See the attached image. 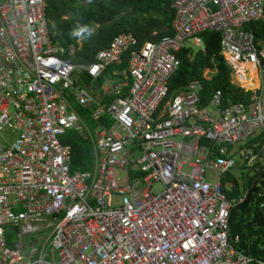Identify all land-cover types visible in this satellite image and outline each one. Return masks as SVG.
<instances>
[{"label": "built area", "instance_id": "obj_1", "mask_svg": "<svg viewBox=\"0 0 264 264\" xmlns=\"http://www.w3.org/2000/svg\"><path fill=\"white\" fill-rule=\"evenodd\" d=\"M46 1L0 0V264H264L229 234L252 189L235 169L257 177L264 218V39L247 28L264 0H175L173 34H120L92 65L63 58L76 48L55 41ZM204 31L221 34L249 103L218 90L203 105L200 81L170 95L178 53L205 51ZM70 131L91 143L92 171L72 173Z\"/></svg>", "mask_w": 264, "mask_h": 264}, {"label": "trees", "instance_id": "obj_2", "mask_svg": "<svg viewBox=\"0 0 264 264\" xmlns=\"http://www.w3.org/2000/svg\"><path fill=\"white\" fill-rule=\"evenodd\" d=\"M174 1L47 0L45 12L50 28L57 31L55 41L66 48H76L72 56L64 55L63 58L75 65H92L98 53L120 34L132 33L140 43L173 34ZM80 28L89 31L80 37L74 36L73 33ZM247 28L264 39V20L253 21L247 24ZM201 35L205 51L196 48L195 52L194 47H183L178 53L180 65L169 81L170 95L192 81H200L203 105L208 104L218 90L223 91L226 105L230 102L249 103L253 93L233 83L232 68L221 53V34L204 31ZM62 142L72 148V173L93 168L92 145L80 133L70 131Z\"/></svg>", "mask_w": 264, "mask_h": 264}, {"label": "water", "instance_id": "obj_3", "mask_svg": "<svg viewBox=\"0 0 264 264\" xmlns=\"http://www.w3.org/2000/svg\"><path fill=\"white\" fill-rule=\"evenodd\" d=\"M263 177H264V173H263ZM255 184H254V187H252V189L248 193L246 202L241 204V205L234 207L233 211H236V210L241 211L242 217H246L247 220H250V224L255 225V227H256L255 236L264 237V218L260 217L259 215H254L252 213L253 212L252 207L249 206V204L252 200V197H253L254 193L256 192ZM233 211L231 214V218L233 215ZM241 221L242 220H240L237 224H240ZM247 234H248L247 237H243V238H240L238 240V248H240L244 252H248L252 255L263 258L264 257V248L255 246L254 243L252 242L254 235H252L251 232H248ZM231 239L233 241L236 240V237L234 234H231Z\"/></svg>", "mask_w": 264, "mask_h": 264}, {"label": "rangeland", "instance_id": "obj_4", "mask_svg": "<svg viewBox=\"0 0 264 264\" xmlns=\"http://www.w3.org/2000/svg\"><path fill=\"white\" fill-rule=\"evenodd\" d=\"M195 52H196V48H195ZM114 78L117 79V77H114ZM90 127L94 128L95 124L92 125L90 123ZM261 162L264 165V156H263V159ZM231 173L237 179L238 186L241 188V193H243V188H248V187L252 188L253 184L257 180V177L253 176L252 174L248 175L247 173H243L241 170H238V169L233 170ZM218 177H219L218 172H216L214 170L208 171V180L209 181H212V182L217 181ZM249 178H250V180H249ZM259 178H260V176H259ZM116 179L121 185H125L127 183V169H117ZM163 190H164V186L162 183H156L154 185V191L156 194L161 193ZM118 198H119L118 196H115L114 200L117 201ZM256 205H257L256 198H254L251 202V206L253 208H255Z\"/></svg>", "mask_w": 264, "mask_h": 264}, {"label": "flooded vegetation", "instance_id": "obj_5", "mask_svg": "<svg viewBox=\"0 0 264 264\" xmlns=\"http://www.w3.org/2000/svg\"><path fill=\"white\" fill-rule=\"evenodd\" d=\"M255 209V210H254ZM254 215H260V212L255 207L253 208ZM232 214V213H231ZM240 220L241 223L237 224ZM255 225L250 224V220H247L246 217H242V213L239 210L233 211L232 218L230 217V227H229V234H234L236 237L235 241H238L240 238L247 237L248 232H251L253 236L252 242L255 246L264 248V237L255 236Z\"/></svg>", "mask_w": 264, "mask_h": 264}, {"label": "crops", "instance_id": "obj_6", "mask_svg": "<svg viewBox=\"0 0 264 264\" xmlns=\"http://www.w3.org/2000/svg\"><path fill=\"white\" fill-rule=\"evenodd\" d=\"M174 19H175V17H174ZM173 25V24H172ZM233 77V76H232ZM87 79L89 80V78L87 77H85L83 80H84V82H86V83H88V84H91V81L89 80V81H87ZM259 84V81H258V83H257V85ZM237 85V84H236ZM247 85H250V84H248L247 83ZM100 86H101V82L98 84V82L97 83H95V85H94V91H95V93H96V95H99L100 94ZM239 86V85H238ZM239 87H241V86H239ZM249 87H251V86H249ZM245 89V88H244ZM250 89V88H249ZM126 90H127V88H126ZM247 92H252L253 93V91H251V90H247V89H245ZM101 94H102V92H101ZM175 94V93H174ZM99 96H101V95H99ZM79 111L81 112V114L83 115V116H85V117H87L88 116V113L83 109V108H80L79 109ZM93 161H94V159H93ZM93 168H94V166H93ZM93 168L91 169V170H88V171H92L93 170Z\"/></svg>", "mask_w": 264, "mask_h": 264}, {"label": "clouds", "instance_id": "obj_7", "mask_svg": "<svg viewBox=\"0 0 264 264\" xmlns=\"http://www.w3.org/2000/svg\"><path fill=\"white\" fill-rule=\"evenodd\" d=\"M89 31L87 28H80L78 31H75L73 33L74 36L80 37L83 35V33Z\"/></svg>", "mask_w": 264, "mask_h": 264}, {"label": "bare ground", "instance_id": "obj_8", "mask_svg": "<svg viewBox=\"0 0 264 264\" xmlns=\"http://www.w3.org/2000/svg\"><path fill=\"white\" fill-rule=\"evenodd\" d=\"M249 84V83H248Z\"/></svg>", "mask_w": 264, "mask_h": 264}]
</instances>
